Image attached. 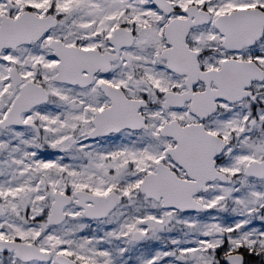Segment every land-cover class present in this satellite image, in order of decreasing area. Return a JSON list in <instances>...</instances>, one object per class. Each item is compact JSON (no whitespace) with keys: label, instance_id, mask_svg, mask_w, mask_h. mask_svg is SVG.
Returning a JSON list of instances; mask_svg holds the SVG:
<instances>
[{"label":"snow or ice","instance_id":"snow-or-ice-1","mask_svg":"<svg viewBox=\"0 0 264 264\" xmlns=\"http://www.w3.org/2000/svg\"><path fill=\"white\" fill-rule=\"evenodd\" d=\"M0 264H264V0H0Z\"/></svg>","mask_w":264,"mask_h":264}]
</instances>
